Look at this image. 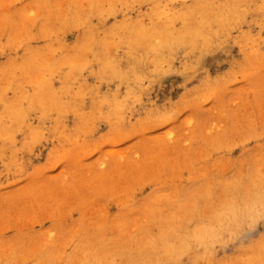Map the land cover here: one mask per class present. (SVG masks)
I'll use <instances>...</instances> for the list:
<instances>
[{"label":"rangeland","instance_id":"rangeland-1","mask_svg":"<svg viewBox=\"0 0 264 264\" xmlns=\"http://www.w3.org/2000/svg\"><path fill=\"white\" fill-rule=\"evenodd\" d=\"M262 194L264 0H0V264H264Z\"/></svg>","mask_w":264,"mask_h":264},{"label":"bare ground","instance_id":"bare-ground-1","mask_svg":"<svg viewBox=\"0 0 264 264\" xmlns=\"http://www.w3.org/2000/svg\"><path fill=\"white\" fill-rule=\"evenodd\" d=\"M114 5V4H113ZM121 6V5H120ZM122 7V6H121ZM201 11V10H200ZM231 11V10H230ZM198 14V13H197ZM176 16V15H175ZM74 18H75V16H74ZM75 20V19H74ZM206 21V20H205ZM168 24V23H167ZM201 33V32H200ZM170 34V33H169ZM176 34V33H175ZM136 36V35H135ZM126 39V38H125ZM134 39V38H133ZM121 42V41H120ZM184 42V41H183ZM209 43V42H208ZM223 46V45H222ZM64 53V52H63ZM37 93V92H36ZM40 98V97H39ZM42 100V99H41ZM176 172V171H175ZM171 178V177H170ZM255 182V181H254ZM262 182V181H261ZM246 184V183H245ZM252 184V183H251ZM254 186V185H253ZM258 188V187H257ZM261 191V190H260ZM262 193V192H261ZM168 195V194H167ZM262 195H264V194H262ZM170 198V197H169ZM168 199V198H167ZM155 203V202H154ZM255 206V205H254ZM183 208V207H182ZM154 209V208H153ZM230 209V208H229ZM253 209H255V208H253ZM250 210V209H249ZM238 212V211H237ZM168 213V212H167ZM238 214V213H237ZM235 216V215H234ZM173 218V217H172ZM175 220V219H174ZM171 224V223H170ZM173 229V228H172ZM141 231V230H140ZM134 233V232H133ZM137 233V232H136ZM138 235V234H137ZM160 235V234H159ZM139 237V236H138ZM143 239V238H142ZM140 241H142V240H140ZM150 241V240H149ZM144 244H146V242L144 243ZM143 245V244H142ZM138 247V246H137ZM144 247V246H143ZM158 248V247H157ZM123 250V249H122ZM144 251V250H143ZM151 251V250H150ZM152 252V251H151ZM159 255V254H158ZM155 256V255H154ZM161 256V255H160ZM159 257V256H158ZM174 260V259H173Z\"/></svg>","mask_w":264,"mask_h":264}]
</instances>
